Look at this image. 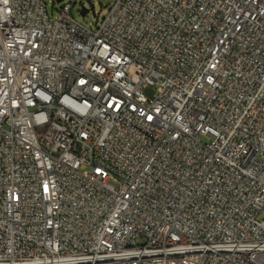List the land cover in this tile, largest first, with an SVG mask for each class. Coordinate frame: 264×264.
Wrapping results in <instances>:
<instances>
[{
  "label": "built area",
  "instance_id": "built-area-1",
  "mask_svg": "<svg viewBox=\"0 0 264 264\" xmlns=\"http://www.w3.org/2000/svg\"><path fill=\"white\" fill-rule=\"evenodd\" d=\"M77 1L0 0V264H264V0Z\"/></svg>",
  "mask_w": 264,
  "mask_h": 264
},
{
  "label": "rangeland",
  "instance_id": "rangeland-1",
  "mask_svg": "<svg viewBox=\"0 0 264 264\" xmlns=\"http://www.w3.org/2000/svg\"><path fill=\"white\" fill-rule=\"evenodd\" d=\"M113 1L114 0H78L72 9V17L78 23L94 29L96 23H99L106 15ZM66 2L67 0H43L48 13L53 16L56 15ZM82 9L86 10L83 16L80 14ZM136 242L140 243V240H136Z\"/></svg>",
  "mask_w": 264,
  "mask_h": 264
},
{
  "label": "water",
  "instance_id": "water-1",
  "mask_svg": "<svg viewBox=\"0 0 264 264\" xmlns=\"http://www.w3.org/2000/svg\"><path fill=\"white\" fill-rule=\"evenodd\" d=\"M86 13V10L82 9L80 14L83 16Z\"/></svg>",
  "mask_w": 264,
  "mask_h": 264
}]
</instances>
